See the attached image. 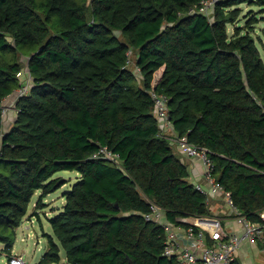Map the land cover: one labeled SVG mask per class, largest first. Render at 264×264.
<instances>
[{"label":"trees","instance_id":"trees-1","mask_svg":"<svg viewBox=\"0 0 264 264\" xmlns=\"http://www.w3.org/2000/svg\"><path fill=\"white\" fill-rule=\"evenodd\" d=\"M201 2L0 0V105L26 63L33 77L8 131L0 107V261L15 256L36 191L39 209L58 188L54 175L77 170L39 264L59 263L62 248L68 264H178L163 254L162 226L144 216L151 204L173 223L213 212L160 134L151 90L168 97L177 135L211 150L213 175L242 214L259 220L264 59L259 17L238 21L243 3L264 13V0H219L211 18L192 11ZM104 146L119 164L94 157Z\"/></svg>","mask_w":264,"mask_h":264},{"label":"built area","instance_id":"built-area-1","mask_svg":"<svg viewBox=\"0 0 264 264\" xmlns=\"http://www.w3.org/2000/svg\"><path fill=\"white\" fill-rule=\"evenodd\" d=\"M218 1L202 0L199 7L192 11L211 18ZM136 71L139 72L140 69L136 68ZM18 76L22 78L20 85L6 96L0 105L3 123L11 111L17 116L18 99L28 94L33 85V77L27 63ZM150 94L154 101L160 134L175 144L182 154L198 160L203 166L204 181L196 182V188L207 196L208 202L211 198L220 196L237 223L243 227L241 233H229L219 217L209 215L185 217L180 223H173L166 218L164 208L153 202L151 211L144 216L147 220L162 226L165 234L163 254L169 258H176L178 264H236L237 251L243 242L250 240L264 244V209L260 211L259 220H251L242 214L231 192L227 191L213 175L214 162L210 157L211 150L206 146L191 143L187 136H178L171 120L168 97L156 90H151ZM94 157L120 163L119 153L107 146L102 147ZM11 264L26 263L23 256L16 255L11 259Z\"/></svg>","mask_w":264,"mask_h":264},{"label":"rangeland","instance_id":"rangeland-1","mask_svg":"<svg viewBox=\"0 0 264 264\" xmlns=\"http://www.w3.org/2000/svg\"><path fill=\"white\" fill-rule=\"evenodd\" d=\"M241 7L243 8V12L238 21L241 25L246 26V21L249 18L254 16L259 17L254 24L253 33L255 35L257 46L264 59V13L259 10L258 6H250L248 3H243ZM234 28L235 25L228 26L230 34L233 33ZM10 113H12V111ZM54 178L59 179L57 184L58 188L45 197L43 200L45 204L39 209L36 206V201L42 191H36L27 214L24 216L21 225L16 230L17 235L12 254L15 256H23L26 264H39L43 254L46 252L48 248L47 234L53 233L49 218L53 217L60 209H62L66 201L65 191L70 190L72 185L78 180L79 172L77 170H62L57 172L54 175ZM226 207L229 208L227 205ZM4 246V243L0 242V249ZM254 252V256L250 255L252 260L251 264H264V249L263 252H258V249L254 250ZM61 256L62 260L59 263L55 262L48 264H68L66 261V252L63 248L61 249ZM0 264H11V261H9L6 254L2 256Z\"/></svg>","mask_w":264,"mask_h":264},{"label":"crops","instance_id":"crops-1","mask_svg":"<svg viewBox=\"0 0 264 264\" xmlns=\"http://www.w3.org/2000/svg\"><path fill=\"white\" fill-rule=\"evenodd\" d=\"M15 119L16 115H14V113H9V115L5 119V122L3 123L5 131H8L11 128ZM175 149L181 156L182 160L188 165L190 171V180L194 183V185L198 181H204V170L202 164L198 160L187 157L186 155L182 154L177 147H175ZM208 204L210 205L211 210L213 212L212 215H216L221 218L222 223L227 232H243V227L237 223L234 215L229 211V208L226 207L224 201L220 196L216 198H211ZM263 247L264 244H260L258 241L248 240L243 242L237 251L236 264H251L252 260L250 258V255L254 256V250L256 249H258V252H263Z\"/></svg>","mask_w":264,"mask_h":264},{"label":"bare ground","instance_id":"bare-ground-1","mask_svg":"<svg viewBox=\"0 0 264 264\" xmlns=\"http://www.w3.org/2000/svg\"><path fill=\"white\" fill-rule=\"evenodd\" d=\"M5 131V130H4ZM174 146L175 147H177L175 144H174ZM195 186H196V184H195ZM207 203H209L208 201H207ZM262 211V210H261ZM209 216H216V215H209ZM218 217V216H217ZM220 218V217H219ZM260 218V217H259ZM221 219V218H220ZM222 221V220H221ZM223 224V223H222ZM224 226V225H223ZM225 228V227H224ZM11 261V260H10Z\"/></svg>","mask_w":264,"mask_h":264},{"label":"water","instance_id":"water-1","mask_svg":"<svg viewBox=\"0 0 264 264\" xmlns=\"http://www.w3.org/2000/svg\"><path fill=\"white\" fill-rule=\"evenodd\" d=\"M263 164H264V162H263ZM131 263H132V261H131Z\"/></svg>","mask_w":264,"mask_h":264}]
</instances>
